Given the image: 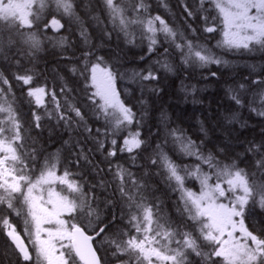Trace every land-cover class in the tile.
Returning a JSON list of instances; mask_svg holds the SVG:
<instances>
[{"label": "snow or ice", "instance_id": "snow-or-ice-1", "mask_svg": "<svg viewBox=\"0 0 264 264\" xmlns=\"http://www.w3.org/2000/svg\"><path fill=\"white\" fill-rule=\"evenodd\" d=\"M33 2L0 0V236L6 238L8 249L17 257L16 264H102L93 244L105 234L117 264H132L133 258L135 264H196L194 257L201 258L203 264H264V229L250 230L245 223L257 205L264 210V139L259 143L247 141V147L239 145L244 148L239 154L229 153L225 146L205 155L203 141L197 144L183 129L168 127V119L162 114L163 140L153 147L150 139L142 138L141 121L136 120L132 108L120 99L114 86L115 75L110 68H101L104 58L96 56L95 49L84 53L81 75L95 89L87 99L95 106L97 118L105 120L104 130L96 129L97 137H104L96 141L99 150L105 149L109 135L117 137L127 131L122 144L116 138L111 139L112 147L105 160L112 178H102L98 186L104 191L111 189L112 195L118 196L117 202L126 205V210L122 207L119 219L113 215L105 224L107 216L101 218L103 209L96 194L97 185L86 190L83 176L65 166L67 158L62 157L60 149L47 152L33 142L32 150L26 151L30 133L24 125L41 129L40 109L45 110L49 119H55L57 125L63 124L66 128L85 122V114L78 102L73 101V90L67 83L59 93L48 90L46 82L44 86L33 87L39 77L29 74L33 69L25 67V62L33 64L42 51L43 32L51 28L55 34L64 27L55 17L51 21L41 20L39 11H31ZM160 3L168 7L167 0ZM206 4L211 8L205 7ZM178 6L186 19H202L206 25L204 32H216L219 20L223 27V45L229 48L249 49L255 44L264 47V0H178ZM43 7L41 0L40 8ZM56 7L66 16L75 15L74 0H56ZM85 7L89 12L106 15L112 28L102 29L104 38L110 39L112 31L118 30L126 43L134 44L138 30L141 43L147 40L148 54L162 46L157 37L159 33L164 34V43L168 45L161 53L164 59L153 62L159 67L154 69L149 65L134 74L142 85L158 82L161 70L175 73L176 67L168 57L179 56V63L185 67L224 63L194 42L199 29L188 24L191 36L177 33L160 15H151L148 0H85ZM213 10L217 15L211 17V26H207ZM93 18L102 22L99 15ZM80 35L86 45L90 44L87 29H82ZM44 39L51 42L54 37ZM65 42L66 38L59 41L61 45ZM93 56L96 63L89 69L87 62ZM12 68L16 71L9 74ZM70 71L75 74L80 69L73 66ZM88 72L90 76L85 75ZM211 75L215 77L216 73ZM252 84L264 85V80H253ZM88 87L86 83V92ZM24 88L29 102L35 101L30 121L24 119V113L17 106L19 98L15 92L17 89L23 92ZM228 91L236 106H246L240 94L247 91L245 85ZM46 97L54 105L51 110L46 106ZM247 105L250 112L264 117V91L253 93ZM225 119L232 123L237 117L232 114ZM86 130L92 134L91 128ZM153 135L161 136L159 127ZM165 149L175 152L178 158H195L197 163L194 166L177 163ZM118 152L128 154L131 166H136L138 159L143 160L140 167L149 171L138 176L130 170L131 166L113 164ZM81 159L88 161L82 148L77 153L76 165ZM93 167L97 168V174L102 171L96 165ZM152 168L157 169L156 175L166 177L165 182L173 192H179L176 220L161 214L148 183ZM190 181L199 183L198 192L186 187ZM113 204L112 199L105 201V207ZM22 215L25 217L23 234L13 222L14 217ZM93 223L91 232L95 235L88 233V226ZM125 256L127 261L123 259Z\"/></svg>", "mask_w": 264, "mask_h": 264}, {"label": "trees", "instance_id": "trees-1", "mask_svg": "<svg viewBox=\"0 0 264 264\" xmlns=\"http://www.w3.org/2000/svg\"><path fill=\"white\" fill-rule=\"evenodd\" d=\"M157 1L159 5L155 6L157 4L156 0H148L151 6V15H160L177 33L181 30L191 36L188 24L199 29L196 33L198 39L194 42L206 47L211 55L221 59L224 63L185 67L179 63V56L168 57L176 67L175 73L161 70L158 73L160 76L158 82L151 81L142 85L139 80L134 78V74L146 69L149 65H152L154 69L159 67L153 62L164 59L161 53L164 47L168 46L164 43V34L159 33L157 37L162 46H158L155 53L148 54L147 40L141 43L138 30L134 44L126 43L123 33H119L118 30L112 31L110 39L104 38L102 29L110 31L112 25L108 23L105 14L89 11L87 16L80 18L78 24L74 22V28L71 31L73 38L69 43L66 42L61 45L57 40L53 43L42 42V51L37 54L34 63L28 64L25 62V67L33 69V72L29 74H36L39 77L33 86H44L46 82L48 90L54 89L59 93L60 89L67 83L68 87L73 90L71 93L73 101L78 102L85 114V122L82 124L74 123L71 128H66L63 124L57 125L56 120L53 119L52 122L51 119V123L43 125L41 130L37 131L33 127H29L26 131L30 133V136H39V141L45 140L43 136L61 137L59 149L62 157L67 158L70 168L74 170L73 172L77 173L78 176H83L84 181H86V190L88 186L97 185L96 194L99 197L100 207L103 209L101 218L107 216L105 224L112 220L113 215L119 219L123 205L120 202L117 203L118 196L114 197L111 189L104 191L98 185L102 178L104 180H111L112 178L111 173L108 172L109 165L105 160L107 151L112 147L111 139L116 138L118 144H122L127 131L117 137L109 135L105 149L103 151L99 150L96 141L97 139L104 140V137H97L96 129L103 131L105 120L103 117L97 118L95 106L90 104L87 99V96L95 89L91 87L90 80L86 81L84 76L81 75L85 64L84 53L88 52L90 48L96 50V56L104 58V63L101 66L110 68L113 71L115 75L114 86L120 99L132 108L136 120L141 121L142 138L150 139L153 147L157 141L163 140L162 114L168 119V127L183 129L185 135L196 141L197 144L203 141L202 150L205 155L208 152L218 151L225 146H227L226 150L229 153L239 154L244 151V148L239 145L247 147V141L255 140L259 143L261 139H264V117L250 112L247 105V101L252 99L253 93L264 91V85L255 86L252 84L253 80H264V47L255 44L251 45L249 49L229 48L223 45L224 38L219 20L216 22L217 31L207 33L203 31L206 25L202 19L190 20L185 18L181 7L178 6V0H167V8L160 3V0ZM205 7L211 8V5L206 4ZM96 15L100 16L102 22H98L93 18ZM200 15L203 16L205 13ZM216 15L217 13L214 10L211 11L207 26H211V17ZM82 29L88 31L90 40L88 45L85 44L80 35ZM142 56L144 57L143 60L140 59ZM87 63L90 69L91 65L96 63L95 56ZM73 66H76L80 71L73 74L70 71ZM15 71V68L8 70L9 74ZM213 72L216 73L215 77L211 75ZM85 75L90 76V72L85 73ZM86 83L89 85L87 92L85 91ZM241 84L245 85L247 89L246 92H240L246 101V106L243 108H239L234 104L229 98L228 91L229 88L239 90ZM152 88H156L158 91H151ZM15 95L17 97V94ZM141 101L144 103H141ZM48 104L51 108L54 107L50 100H48ZM23 113H26V111L23 110ZM232 114H235L237 119L229 123L225 117ZM24 119L30 121L31 115L28 118L24 115ZM158 127L161 131L160 137L153 135ZM88 128L92 129L91 135L86 130ZM135 130V127H133L132 131ZM65 141H68V143L65 144ZM41 143L40 146H42ZM81 148L83 149V155H87L91 164L81 159L79 165H76V156ZM165 150L177 163L193 166L197 163L195 158H178L175 152L169 149ZM141 155H144V153H141ZM112 163H121L125 167L131 166V160L127 153L120 154L118 152L117 158H114ZM143 163V160L138 159L136 166H131L130 170L138 176H142L145 171H149L144 167H140ZM93 165H96L102 171L97 174V168H94ZM204 170L207 171V168ZM150 171L152 175L148 183L160 205L161 214L165 218L170 217L172 220H176L178 217L179 192L172 191V188L165 182V176L156 175L157 169L152 168ZM186 187L191 188L193 191H199V183L196 181L188 182ZM108 199L115 201L116 205L105 207V201ZM20 217H14L13 222L18 224L17 220ZM22 219H25V217L23 216ZM245 222L250 226V230L255 229L259 232L264 229V210H261L257 205L250 212ZM93 226L94 223L88 226V232H91ZM114 227L116 226L114 225ZM112 231L113 229H109V232ZM106 236L107 234L99 237L95 243L102 264H117L112 258L111 245L108 243ZM204 251H207V249H204ZM16 259L17 257L12 255L8 249L6 238L0 236V264H16ZM123 259L127 261L128 257L125 256ZM194 259L196 264H203L201 258L194 257ZM132 262L135 264L134 258Z\"/></svg>", "mask_w": 264, "mask_h": 264}, {"label": "flooded vegetation", "instance_id": "flooded-vegetation-1", "mask_svg": "<svg viewBox=\"0 0 264 264\" xmlns=\"http://www.w3.org/2000/svg\"><path fill=\"white\" fill-rule=\"evenodd\" d=\"M40 3H41V0H34L33 7L31 9V11L32 12L39 11V15L41 17V20H43V21H51L55 17V19L59 20L60 23L62 25H64V27L61 28L55 34L51 28H49L46 32H43L41 35V40H43L44 37H54V39L51 42L49 40L44 39L42 42L53 43L55 40H57L59 42L61 40V38H66V42L69 43L70 42V34H71L72 29L74 28V22H77L76 24H78V21L80 20V18L82 16H87L88 10L85 7V0H74L75 15L72 17L64 15L62 9H59V10L57 9L56 0H43V3L45 5V7H43V8H40ZM98 26H99V24H98ZM40 28L43 29V23L40 24ZM33 31H35V28L33 29ZM33 87H36V86H33ZM26 92H27V88H24L23 92H21L19 89H17L15 94H17V97L19 98L17 100V106L21 109L22 112H23V110L26 111V113H24V115H25V117L28 118L31 115L32 109L35 107V101L31 100V103H30L29 102L30 98L27 97ZM48 100H50V98L46 97L45 98L46 106H48L49 110H51V107L48 104ZM40 114L43 118L42 119L43 125H45L49 122L51 123V121L53 122V119L51 120L46 116L44 109H40ZM24 126H25V130L29 128V126L27 124H25ZM50 127H52V126H50ZM33 128H34V126H33ZM35 130L38 131L41 129H35ZM37 134H39V133H37ZM38 137L39 136H30L29 137V139L26 141V144L28 145V147L26 148V151L32 150L33 142H35V146L37 148L46 149L47 152H56V150L59 149V147H60L59 144L61 143V137L56 138L55 136H43L45 138L44 141H39ZM40 142H42L41 143L42 146L39 145ZM65 166L70 167L68 162H66ZM72 171H74V170L72 169ZM117 203H119V202H117ZM115 205H116V202L114 201L113 206H115ZM22 217H20L17 220L18 221L17 226H18V231H20L23 234L25 225L23 224L24 219H22ZM88 233L91 235H95L92 232H88ZM97 240L98 239H96L94 241V244H93V246L95 248H96L95 243L97 242ZM97 253L100 256L98 251H97ZM132 264H134V263L132 262Z\"/></svg>", "mask_w": 264, "mask_h": 264}, {"label": "rangeland", "instance_id": "rangeland-1", "mask_svg": "<svg viewBox=\"0 0 264 264\" xmlns=\"http://www.w3.org/2000/svg\"><path fill=\"white\" fill-rule=\"evenodd\" d=\"M156 5L155 6H158L159 4H158V1L156 0ZM221 27V32H222V35H223V27H222V25L220 26ZM182 31L181 30H179V32L178 33H181ZM184 32V31H183ZM223 38H224V36H223ZM101 68H103L102 66H101ZM123 205V207L125 208V210H126V205H124V204H122Z\"/></svg>", "mask_w": 264, "mask_h": 264}, {"label": "bare ground", "instance_id": "bare-ground-1", "mask_svg": "<svg viewBox=\"0 0 264 264\" xmlns=\"http://www.w3.org/2000/svg\"><path fill=\"white\" fill-rule=\"evenodd\" d=\"M71 38H73V35L72 34H70V40H71Z\"/></svg>", "mask_w": 264, "mask_h": 264}]
</instances>
